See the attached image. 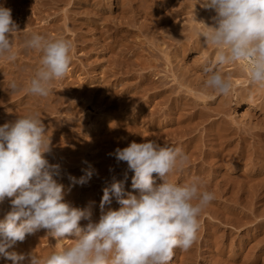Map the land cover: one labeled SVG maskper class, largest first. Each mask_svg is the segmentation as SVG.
<instances>
[{
	"label": "rangeland",
	"instance_id": "1",
	"mask_svg": "<svg viewBox=\"0 0 264 264\" xmlns=\"http://www.w3.org/2000/svg\"><path fill=\"white\" fill-rule=\"evenodd\" d=\"M200 3L202 0H0V5L11 9L19 33L7 34L17 60H1L0 64L12 68L21 61L32 71L27 77L19 76L18 91H11L16 95L0 105V113L35 96H27L24 89L40 65L41 53L24 44L15 45L20 38L37 33L69 39V71L53 82L50 94L65 102L55 114L41 118L45 127L64 126L70 138H58L56 143L66 145L50 152L48 159L50 165H59L54 179L64 186V202L90 210L92 222H98L103 189L113 179L124 181L126 192L139 195L131 187L134 172L114 155L117 148L148 141L180 148L188 162L168 179L183 184L200 177L201 190L214 193L215 199L200 214L192 247L174 249L169 264H264V98L252 94L249 100V84L242 83V78L231 79L228 96L204 87L203 66L214 58L215 49L206 48L205 43L198 49L203 37L197 35L200 25L194 16L197 22L214 26L216 13ZM237 66L222 65L218 70L228 75ZM6 73L2 71L1 77L8 78ZM4 82H0V100L8 92ZM245 100L249 105L241 114ZM226 102H231V109L221 111L220 104ZM75 139L80 140L77 153L68 157L65 151L74 147ZM86 171L93 175L85 185L69 179L78 180ZM153 178L156 184L163 182L158 174ZM12 199L1 202L3 214L11 211ZM119 207L113 197L105 211ZM88 222L82 219L80 227ZM72 239L75 237L66 235L57 240L41 229L8 251L23 255L28 251L19 264H29L30 253L45 257L70 246ZM2 263L13 264L6 258Z\"/></svg>",
	"mask_w": 264,
	"mask_h": 264
},
{
	"label": "clouds",
	"instance_id": "2",
	"mask_svg": "<svg viewBox=\"0 0 264 264\" xmlns=\"http://www.w3.org/2000/svg\"><path fill=\"white\" fill-rule=\"evenodd\" d=\"M200 4L216 13L214 26L197 22L194 16L200 25L198 37L204 38L206 48L215 49L214 58L203 66L204 87L230 95L231 76L218 69L243 62L250 85L264 90V0H202ZM9 33L18 35V26L11 9L0 5V59L15 62L17 53ZM24 47L41 53L40 65L24 90L48 97L53 82L62 80L69 71L72 42L32 33ZM9 88L15 91L17 85L11 82ZM48 152L50 139L39 112L0 126V202L13 198L11 211L0 221V257L13 264L26 257L8 249L41 229L57 240L66 235L75 239L70 246L45 257L30 253L29 264H169L174 249L188 251L192 247L200 214L215 199L214 193L201 190L200 177L183 184L168 179L188 162L182 149L161 147L155 141L132 142L124 149L117 148L114 155L134 172L131 187L139 195L126 192L125 182L113 179L103 189L99 220L92 222L90 210L64 202V186L54 179L59 165L48 163L44 158ZM154 173L162 179L161 184H156ZM92 175L86 171L78 180L69 179L85 185ZM113 197L119 209L105 211ZM82 219L89 221L83 229Z\"/></svg>",
	"mask_w": 264,
	"mask_h": 264
},
{
	"label": "bare ground",
	"instance_id": "3",
	"mask_svg": "<svg viewBox=\"0 0 264 264\" xmlns=\"http://www.w3.org/2000/svg\"><path fill=\"white\" fill-rule=\"evenodd\" d=\"M214 21V20H213ZM27 40V38H20V40L15 44V45H22L25 44V41ZM204 39L200 38L198 43H197V47L198 49H200L203 45H204ZM183 48H185V44L182 45ZM24 54V53H23ZM23 57V56H22ZM4 60V59H0ZM238 66L237 69L230 71L228 73V75L231 76V79H235V78H242V83L244 84H249V92L248 95H259L260 97L264 98V90H259L256 89L254 87H252L249 83V79L247 76L246 71L244 70L243 67V62H237ZM232 64L233 66L236 65ZM3 64H0V73L2 71H7V75H9L8 78H2L0 75V82L5 81L4 83H6V88H8V92L4 93L2 97V99L0 100V105H4L6 103L9 102L10 99H12L16 94L12 93L11 89L9 88V84L11 82H15V84H18V79L19 76H28L29 74L32 73L31 69H27L23 66V62H19L17 65H12V68L10 66H2ZM4 67V68H2ZM147 67L148 69H152V64L151 62L147 63ZM151 77L153 76L152 74L150 75ZM30 81V79L28 80V82ZM28 82H27V86H28ZM236 84H238V81H236ZM26 86V87H27ZM10 90V91H9ZM16 91H18V89H16ZM27 96H30V93L26 92ZM247 95V97H248ZM242 97H240L239 99H241ZM65 102V99L62 98L61 96L58 98L55 95H53L50 98V95L48 97H40V96H34L32 97H28L26 98V101H23L21 103H19L18 105H10V109H7L3 112L0 113V126H3L4 124H12L14 123L18 118H16L14 116V113H19V114H26L29 115L33 112H39L40 113V118L43 117H47L51 114H55L56 112V108L60 105L63 104ZM222 106H220L219 108L221 109V111H229L231 109V102H226L224 104H220ZM249 105L248 101H244L241 103L240 105V113L244 114V110L246 109V107ZM225 131H229V127L225 128L223 130V132L225 133ZM45 134L49 137L50 139V152H57L60 149V146H64L66 144H62L64 141H68L70 140V138L67 136V130L64 126L62 127H58L55 125L52 126H47L45 127ZM62 137L61 139H64V141L62 143H56V140H58V138ZM80 143L79 139H75L74 141V147H71L70 149H66L65 153L69 156L76 154V148H78V144ZM69 144V143H68ZM70 147V146H69ZM68 147V148H69ZM50 152L45 153L44 158L48 161V159L50 158L51 154ZM68 152V153H67ZM65 154V155H66ZM70 154V155H69ZM247 170H250L249 168ZM254 172H252L251 174H253ZM3 210H2V206H1V202H0V221H3L6 214H3ZM28 254V251H25V255ZM4 259V257H0V264L2 263V260Z\"/></svg>",
	"mask_w": 264,
	"mask_h": 264
}]
</instances>
